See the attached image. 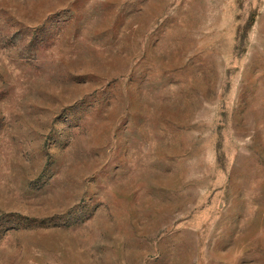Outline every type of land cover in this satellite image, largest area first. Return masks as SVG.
Masks as SVG:
<instances>
[{
    "label": "rangeland",
    "instance_id": "obj_1",
    "mask_svg": "<svg viewBox=\"0 0 264 264\" xmlns=\"http://www.w3.org/2000/svg\"><path fill=\"white\" fill-rule=\"evenodd\" d=\"M0 264H264V0H0Z\"/></svg>",
    "mask_w": 264,
    "mask_h": 264
}]
</instances>
